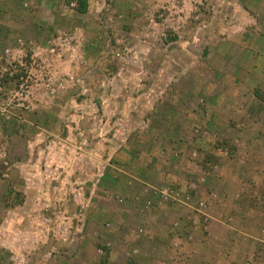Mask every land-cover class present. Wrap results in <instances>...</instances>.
<instances>
[{"label":"rangeland","instance_id":"obj_1","mask_svg":"<svg viewBox=\"0 0 264 264\" xmlns=\"http://www.w3.org/2000/svg\"><path fill=\"white\" fill-rule=\"evenodd\" d=\"M0 264H264V0H0Z\"/></svg>","mask_w":264,"mask_h":264},{"label":"trees","instance_id":"obj_2","mask_svg":"<svg viewBox=\"0 0 264 264\" xmlns=\"http://www.w3.org/2000/svg\"><path fill=\"white\" fill-rule=\"evenodd\" d=\"M80 11H82V12L85 11V7L83 6V7L80 9Z\"/></svg>","mask_w":264,"mask_h":264}]
</instances>
